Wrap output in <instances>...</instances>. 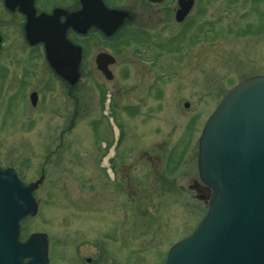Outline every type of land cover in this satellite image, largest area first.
Listing matches in <instances>:
<instances>
[{
  "label": "rangeland",
  "instance_id": "1",
  "mask_svg": "<svg viewBox=\"0 0 264 264\" xmlns=\"http://www.w3.org/2000/svg\"><path fill=\"white\" fill-rule=\"evenodd\" d=\"M210 3L196 37L188 30L181 46L161 54L162 101L142 102L134 117L127 98L147 68L143 56L137 64L132 58L141 44L122 48L113 93L114 83L95 74L64 87L50 76L43 50L3 28L0 163L26 182L43 170L37 213L22 233L47 236L48 264H162L204 215L206 194L191 179L203 125L231 87L264 74V0Z\"/></svg>",
  "mask_w": 264,
  "mask_h": 264
},
{
  "label": "water",
  "instance_id": "2",
  "mask_svg": "<svg viewBox=\"0 0 264 264\" xmlns=\"http://www.w3.org/2000/svg\"><path fill=\"white\" fill-rule=\"evenodd\" d=\"M112 14L115 19L107 11L96 13L78 29L93 24L110 33L123 17ZM49 23V18L31 16L26 39L31 45L42 42L51 68L73 86L79 79V52L57 37L50 42ZM105 58L99 55L96 65L110 80L112 60ZM36 100L32 93L31 105ZM197 168L208 188L206 213L189 236L168 249L164 264H264V75L237 84L219 102L202 129ZM42 179L26 184L13 170L0 168V264L48 263L45 235L20 238L21 221L36 214L32 194Z\"/></svg>",
  "mask_w": 264,
  "mask_h": 264
},
{
  "label": "flooded vegetation",
  "instance_id": "3",
  "mask_svg": "<svg viewBox=\"0 0 264 264\" xmlns=\"http://www.w3.org/2000/svg\"><path fill=\"white\" fill-rule=\"evenodd\" d=\"M210 4V0H0V36L3 43V28L15 27L19 32L20 41L22 40L26 46L30 47L25 39V30L28 26L26 14L32 13L34 19L49 18L51 23L47 26L48 40L52 42L57 37L79 51V80L95 74L106 83L115 82L114 66L118 61L117 57L122 53V48L141 44L143 53L139 54L133 51L135 54L132 53V58L134 64H137V61L143 56L145 61H148L145 62L147 68L142 67L146 71L142 73L140 79L136 82L132 80L133 83L128 89L130 94L127 98V112L134 117L133 115L138 113L142 102L147 104L151 99L158 103L162 101L161 86L164 83L162 73H160L162 69L161 54L168 44L181 46L188 30L194 29L196 37L198 15L204 14ZM101 11L109 12L112 18H114L113 12L123 13L122 23L110 33H105L93 24L81 30L78 29L81 22L83 24H86L87 20L92 22L95 14ZM107 19H105V23H107ZM30 48L43 50L44 45L37 43ZM103 54L114 59L113 63L108 65V69L112 73L110 81L105 79L96 67L97 57ZM91 65L93 68L86 75V71ZM47 67L50 76L62 83L64 87L68 86L48 64ZM151 68L157 71L156 75L151 74ZM126 76L129 79L132 77L129 73ZM112 89L113 93L116 92L118 83H114ZM32 92L37 94L36 91ZM135 93H139L140 96ZM34 106L32 105V107ZM148 106L149 110L150 107H163L149 104ZM0 166L12 168L21 177L17 168L3 163H0ZM191 179H193L194 189L201 195L206 194V188L197 182V178Z\"/></svg>",
  "mask_w": 264,
  "mask_h": 264
}]
</instances>
